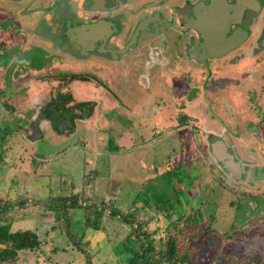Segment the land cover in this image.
<instances>
[{
    "label": "rangeland",
    "instance_id": "obj_1",
    "mask_svg": "<svg viewBox=\"0 0 264 264\" xmlns=\"http://www.w3.org/2000/svg\"><path fill=\"white\" fill-rule=\"evenodd\" d=\"M256 4L264 13V0H256ZM249 19L253 21L252 14ZM250 34L259 37L263 32L251 26ZM252 41L249 37L247 42ZM253 43L252 49L260 47L259 42ZM246 45L241 49L246 50ZM1 48L0 45V51ZM5 58L0 53V118L3 119L0 120V198L6 194L12 198L19 195L27 198L25 204L15 202L9 211L10 229L29 228L40 239L36 250L19 251L13 264H69L71 258L82 263L83 254L72 244L62 218L56 219L53 210L46 208V201L72 192L78 194L79 205H87L85 197L92 189V194L96 198L102 197L104 204L98 223L94 218L91 220L97 228L85 225V214L91 213L90 208L68 207V212L73 221L69 229L76 236L83 235L82 241H88L85 245H89L95 264H129L121 257L123 253L116 251L120 247L118 242L129 232V226L116 218L118 214L112 217L109 211L111 203L125 212L144 199H147L144 207L147 213L140 212V218L147 221L146 214L152 215L147 228L159 230L154 237L159 248L165 244V227L175 221L169 229L178 239L177 254L181 260L177 264H264V185L256 191L247 189L249 193H245L247 187L242 180L219 169L204 146H198V129L205 122L196 111L187 110L180 117L181 111L158 102L160 89L167 92L166 89L172 88L178 95H185L187 89L174 82V78L167 86L156 77L158 79L145 89L137 75L140 66L131 67V70L134 68L132 77L126 81L122 79V83L119 79L114 82L100 75L99 79L106 84L103 90L108 93L99 91V97L103 99H97L96 117L85 124L76 122L72 129L69 126L64 130L61 126L58 129L62 132L49 137L47 129L41 125L44 120L31 106V97L36 92L30 90V100L25 93L16 91L32 87L34 79L22 78L19 69H15L21 63L4 61ZM227 59L212 61L210 65L227 68ZM248 62L257 67L264 66V51L255 53L254 60ZM255 65L251 66L253 73ZM260 68L259 77L264 75V67ZM70 70L73 73L80 71L72 66ZM222 70L226 74L227 69ZM77 81L73 87L78 93L91 84L82 79ZM3 82L6 83L4 86ZM43 82L36 100L40 99V91L46 88V79ZM243 82H247L246 79ZM234 84L225 88L217 103L232 102L230 90L237 87ZM4 88L5 91L1 90ZM203 88L206 92L211 89L209 81ZM212 105L216 106L214 102ZM173 112L178 113L186 125L177 127L172 118L160 119L164 113ZM240 113L246 112L241 110ZM28 120L41 126V134L27 136ZM204 127L212 128V125ZM132 128L131 135L125 133ZM64 133L68 135L63 136ZM141 142L143 144L139 145ZM126 146L133 149L127 151ZM33 158L36 168L32 165ZM87 179L89 182H84ZM255 182L260 183V180ZM77 216L79 219L75 221ZM55 246L60 249L57 254L52 250Z\"/></svg>",
    "mask_w": 264,
    "mask_h": 264
},
{
    "label": "flooded vegetation",
    "instance_id": "obj_2",
    "mask_svg": "<svg viewBox=\"0 0 264 264\" xmlns=\"http://www.w3.org/2000/svg\"><path fill=\"white\" fill-rule=\"evenodd\" d=\"M211 1L0 0V53L6 57L4 61L21 63L15 69H19L22 78L34 79L32 87L16 91L25 93L30 100L32 98V108L44 120L41 124L43 129L53 137L61 126L64 130L69 126L72 129L76 122L82 124L81 119H92V115L88 117L83 111L95 108L97 99H103L99 97V91L108 93L103 90L106 84L99 79L100 75L114 82L119 79L122 83L132 77L134 68L140 66L141 71L137 75L145 89L158 78L166 85L173 80L178 82L187 89L185 95H178L172 88L166 89L167 92L160 89V103L181 111L180 115L193 109L205 125H212V128H205L202 124L198 129L199 139L220 140L222 137L227 142V150L234 155L233 159L239 160L241 175L239 172L235 177L232 171L227 170L217 149L213 153L211 149L207 151L212 162L214 160L217 167L230 177L242 180L243 185L253 186L258 184L255 180L264 183V165L240 159L242 156L235 152L233 140H242L241 136L248 133L254 144H264V75L259 77L262 73L260 67L264 66L257 67L255 63L248 62L254 60L255 53L264 51V13L259 11L256 0H226L229 5L223 2L224 8L218 11L222 13L220 17L223 20L233 17L236 22H231L228 31L219 37L217 49L209 47L196 21L206 11H213L214 3ZM250 14L253 21L249 19ZM205 24L208 26L209 22H203ZM211 26L208 29L214 34L216 31ZM251 26L263 35L251 37ZM241 35L245 38L239 42ZM249 37L253 40L251 43L247 42ZM253 42H259L260 47L252 49ZM232 43L235 45L226 49ZM244 45L248 46L246 50L241 49ZM226 57L227 68L210 65V62ZM252 65L256 66L254 73ZM71 66L80 71L71 72ZM131 67L134 68L131 70ZM119 69L126 71L120 72ZM222 69H227L225 75L216 73ZM13 73L10 76L14 77ZM43 79L47 85L40 91V99L36 100L44 86ZM79 79L91 83L82 93L75 92L73 87ZM245 79L247 82H243ZM208 81L217 87L221 83L228 86L236 83L232 102L211 101L203 88ZM1 90L5 91V88ZM30 90L36 92L31 98ZM93 95L95 97H91ZM104 99L108 101V98ZM246 105L252 106L253 113L247 115L248 118L244 117L246 127L240 133L233 126L241 122L244 114L240 111ZM257 106H261L258 115L254 112ZM26 128L28 131L34 128L39 134L42 132L39 130L41 126L33 120H28ZM249 150L246 147L242 152ZM249 170L253 173L249 174Z\"/></svg>",
    "mask_w": 264,
    "mask_h": 264
},
{
    "label": "trees",
    "instance_id": "obj_3",
    "mask_svg": "<svg viewBox=\"0 0 264 264\" xmlns=\"http://www.w3.org/2000/svg\"><path fill=\"white\" fill-rule=\"evenodd\" d=\"M92 113H94V110H92ZM0 120L3 121L1 118ZM166 156L168 159V155ZM32 161V165L36 168L34 165L35 158H33ZM88 180L89 179L84 182L88 183ZM93 190L94 189H92L89 196L87 195L85 197V200L87 199V205H79L77 202L78 194L72 192L68 195L61 194L51 197L46 201V208L53 210L55 218H62L63 225L68 231L70 240L73 242L72 244L83 254V264H95V262L92 259V254L89 252V245H85L88 244V241H82L83 235L76 236L69 229V224L73 223V221L69 217L68 207H82L84 210L90 208L91 213L87 210L89 212L85 214V225L97 228L98 225L91 220L94 218L98 223L103 215L104 204L102 197L96 198L92 194ZM25 201H27V198L25 196L21 197V195L12 198L10 195L6 194L4 198H0V264H13L18 258L19 251H33L39 247L40 239L32 229L26 228L15 231L10 229L12 219L9 211L12 210L15 202L25 204ZM146 201L147 199L140 200L138 206L134 205V207L125 212H121V209L115 207L113 203H111V207L108 204L111 209L109 214H111L112 217L118 214L116 218L126 222L129 226V232L118 242V244L120 243V247L116 248V251H121L123 253L121 257L129 264H177L181 260V257L177 254L178 239L175 237V234L170 233L171 229H169V225L173 224L175 221H171L169 225L165 227V244L162 249L159 248L154 238L159 230L149 231L147 228V221L150 220L152 215L146 214L147 221H142L140 218V212L141 214L147 213L144 208ZM156 213H158L157 210ZM74 219L77 221L79 217L77 216ZM52 250L56 252L59 250V247L55 246Z\"/></svg>",
    "mask_w": 264,
    "mask_h": 264
},
{
    "label": "crops",
    "instance_id": "obj_4",
    "mask_svg": "<svg viewBox=\"0 0 264 264\" xmlns=\"http://www.w3.org/2000/svg\"><path fill=\"white\" fill-rule=\"evenodd\" d=\"M214 69V68H213ZM216 73H218L219 75L221 74V75H225L224 74V71L223 70H219V71H216ZM220 77H222V76H220ZM4 83L5 82H3V86H4ZM6 84V83H5ZM228 87H230V86H228ZM228 87H226V88H228ZM225 90V88H224V84L223 83H221V85L219 86V87H217V86H212L211 85V89L208 91V92H206L205 94H208L210 97L211 96H213V100L215 99V101H217L216 99H217V97H219V95H221L222 93H223V91ZM257 90H255L254 92H256ZM230 92H231V99L233 100V98H234V94H236V89L234 88L233 90L231 89L230 90ZM159 93V92H158ZM246 93H247V91H246ZM161 100L162 99H159L158 100V102H161ZM212 100V101H213ZM98 102V101H97ZM222 104H223V102H221ZM153 104H156V103H153ZM199 105H197V107H198ZM141 107H145V106H143V105H141ZM258 108H255V111L254 112H256V115H258L259 113H260V110H261V106H257ZM141 109H144V108H141ZM92 110H94V113H92ZM240 110V109H239ZM87 111H89V112H87ZM179 111V110H178ZM242 111H246V115H249L253 110H252V106H248V105H246V107L244 108V109H242ZM97 112H98V109L96 108V110H95V108H93V107H89L85 112L83 111V113L85 114V115H87L88 117L90 116V114L89 113H91V115L93 114V118L92 119H94L95 117H96V115H97ZM181 113V112H180ZM253 113V112H252ZM161 115V114H160ZM172 118L174 121H173V123L175 124L174 126H180L181 124L182 125H186L185 124V122H183V120L178 116V113L176 114L175 112H173L172 114H169V113H164V116L162 115L161 117H160V119H162V118ZM244 117H245V114H244V116H242V120H240L241 122L238 124V126H237V128L235 129V130H239L240 131V133H243V128H245L246 127V124H245V122H244ZM251 117V116H250ZM127 120H128V122H130V124L132 125L133 123L127 118ZM90 120H88V121H83V119H81V122H82V124H84V123H88ZM79 124H81V123H79ZM250 124V122L248 123V125ZM129 126V127H131V125H129V124H126V126ZM247 125V126H248ZM219 127H220V125H219ZM132 130H133V128L131 129V130H128V131H126L125 133L126 134H130L131 135V133H132ZM216 131V133H218L219 132V130H215ZM29 133H28V135L27 136H35V135H37V134H39L38 133V131H36L34 128H31V130L30 131H28ZM60 132V131H59ZM67 133V132H66ZM66 133H64L65 135H63V136H66V135H68V134H66ZM119 133V132H118ZM55 135H57V134H55ZM54 135V136H55ZM218 136V135H217ZM49 137H52V136H50L49 135ZM62 137V136H61ZM114 137H116V135H114ZM224 138H225V136H223ZM241 139L242 140H233V143L236 145V152H237V154L238 155H240V156H242L240 159H245L248 163H252V164H263L264 165V144H259L258 146H257V144H254V142H253V138H252V136H250V135H248V133H245V134H243V136H241ZM198 141H200V143L198 144V146H204V148L206 149V151H208L209 149H211V151H212V153H213V150L214 149H217L218 151H219V154H221V156L225 159V160H227V161H229V159L230 160H232V161H229V162H231V163H236L237 165H239L240 166V163H239V160H237V161H235L234 159H233V156H232V154H231V158L230 157H228V154H229V151L227 150V142L226 141H224L223 139H222V137H221V139L220 140H217V139H207L206 137H204V139L203 138H201V139H199ZM119 142H122V141H119ZM245 142V145H243V146H241V144H243ZM141 144H143V142H141L139 145H141ZM135 146L136 145H138V144H134ZM127 147V151H130V148L131 149H133L131 146H126ZM246 147H248L250 150L249 151H245V153L243 154V152L242 151H244V150H246ZM252 149H254V150H252ZM117 151L119 150V149H116ZM115 154L116 153H118V152H114ZM113 154V153H112ZM183 158V157H182ZM138 163V162H137ZM238 171L240 172L241 171V169H238ZM238 172V173H239ZM251 173H253V171H250L249 170V174H251ZM240 175H241V172H240ZM232 178H234V179H236L235 177H232ZM262 185H264V183L263 182H260V183H258V184H256V185H251V186H246L247 188H246V191H245V193H249L248 191L249 190H252V189H255V191L256 190H258V189H260L261 188V186ZM247 189H249V190H247ZM175 220V219H174ZM194 237H193V235H192V237H191V239H193ZM189 243H190V241H189ZM189 243H188V245H189ZM60 250V249H59ZM59 250L58 251H53V253H58L59 252ZM82 259H83V257H82ZM70 260H72V262H74L75 261V263L76 264H83V262L82 263H79L78 262V260L76 259V258H71V259H68V262L70 261ZM72 262H69V264H71ZM127 262V261H126ZM128 263V262H127Z\"/></svg>",
    "mask_w": 264,
    "mask_h": 264
},
{
    "label": "water",
    "instance_id": "obj_5",
    "mask_svg": "<svg viewBox=\"0 0 264 264\" xmlns=\"http://www.w3.org/2000/svg\"><path fill=\"white\" fill-rule=\"evenodd\" d=\"M223 2L226 3L227 5L228 2L226 0H213L211 1V3H214V7H213V11L208 13L210 10L206 11L203 15L198 16V20L197 23L199 24L198 28L201 29V32L204 33V38L208 41L209 47H215L218 49L219 46V37L223 36L227 31H228V27L229 24L231 22H236V20L231 17L227 18L226 20H223L220 16L222 15V13H218L219 10L223 9ZM210 4V3H209ZM225 4V5H226ZM236 4V3H234ZM233 4V5H234ZM209 22V25L207 26L206 24L203 25V22ZM212 25V26H211ZM211 26V28L214 29V31H216L214 34H212L211 30H209L208 28ZM245 33V32H243ZM245 38V35H241L238 37L239 42L242 41ZM235 43L230 44L229 46L226 47V49H230L232 46H234ZM213 52H218L217 50H213ZM219 158L224 161L225 167L227 168V170L232 171L235 177L239 176V171H238V165L235 163H231L229 161H232L229 159V161L225 160L221 154H218ZM228 157L231 158V154H228ZM231 166H234V169H231Z\"/></svg>",
    "mask_w": 264,
    "mask_h": 264
},
{
    "label": "clouds",
    "instance_id": "obj_6",
    "mask_svg": "<svg viewBox=\"0 0 264 264\" xmlns=\"http://www.w3.org/2000/svg\"><path fill=\"white\" fill-rule=\"evenodd\" d=\"M89 112V111H88ZM91 115V113H89ZM93 119H91L90 121H92Z\"/></svg>",
    "mask_w": 264,
    "mask_h": 264
}]
</instances>
